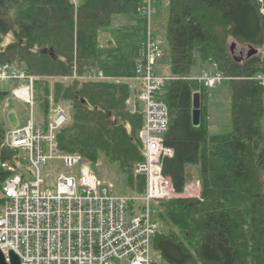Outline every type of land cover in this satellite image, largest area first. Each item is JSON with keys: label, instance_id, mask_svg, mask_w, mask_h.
<instances>
[{"label": "trees", "instance_id": "16d2710c", "mask_svg": "<svg viewBox=\"0 0 264 264\" xmlns=\"http://www.w3.org/2000/svg\"><path fill=\"white\" fill-rule=\"evenodd\" d=\"M145 0H0V67L35 77H71L100 71L99 31L118 15L139 14ZM166 39L171 65L167 104L171 124L163 161L178 198L160 201V229L153 251L165 264H264V88L253 78L264 56L238 60L230 40L264 50V0H168ZM53 52V54H52ZM210 65L229 80L233 132L211 135L208 89L192 70ZM206 69V68H205ZM36 103L45 114L49 98L70 107L71 121L57 133L59 150L79 154L92 171L117 167L126 194L146 193L140 133L145 106L127 82L37 79ZM201 94V121H193V98ZM9 97L0 92V102ZM135 98L132 112L128 101ZM8 131L0 122V164L15 153L2 147ZM200 183L199 197H182ZM154 257V256H153ZM155 259V258H154ZM157 264H160L157 259Z\"/></svg>", "mask_w": 264, "mask_h": 264}, {"label": "built area", "instance_id": "2783aa9c", "mask_svg": "<svg viewBox=\"0 0 264 264\" xmlns=\"http://www.w3.org/2000/svg\"><path fill=\"white\" fill-rule=\"evenodd\" d=\"M157 1L145 0L139 10L147 19L148 34L134 76L119 78L101 70L74 75L78 80L127 82L135 90L143 89L138 98L146 113L140 133L146 159L138 164L136 174L146 178L144 195L113 194V184L100 180L83 156L61 152L57 133L71 121L70 109L55 104L49 120L36 124L39 78L10 65L0 67V83H24L15 95L31 109L30 118L19 120L2 145L16 159L0 164V251L8 263L14 252L22 264H157L153 241L160 226L153 218L152 202L177 198L172 180L163 174V161L173 157L174 151L165 142L170 109L157 99L171 79L158 72L163 52L152 32ZM196 80L211 89L229 79L211 68L203 69ZM253 80L264 88V71ZM50 162L64 165L56 189L47 188L43 177ZM134 202L143 207L135 209Z\"/></svg>", "mask_w": 264, "mask_h": 264}, {"label": "rangeland", "instance_id": "374dc122", "mask_svg": "<svg viewBox=\"0 0 264 264\" xmlns=\"http://www.w3.org/2000/svg\"><path fill=\"white\" fill-rule=\"evenodd\" d=\"M77 1L78 0L74 2ZM156 9L157 14L152 18V32L158 38L160 49L163 52V59L158 66V72L163 76H169L171 57L169 45L166 39L169 19L168 0H158ZM147 34L148 22L145 17L139 14L115 16L111 26L102 28L99 31V69L104 71L108 76H120L119 78L134 76L137 64L143 59L144 56V46L146 43ZM230 46L233 47L232 49L234 56L238 60H246L251 52L264 56V50H259L257 47L246 45L239 41H234L231 39ZM214 67H216V65H210L208 69ZM205 68L207 69V67ZM205 68L200 66L195 67L192 70L193 77L198 79ZM38 78L42 80H49L51 82L63 81L66 83L70 82L71 80H75L74 76ZM20 83L24 84L22 82ZM116 83H118V81ZM16 85L17 83L15 82L0 83V92L6 91L9 93V97L4 102H0V122L6 123L8 131L12 130L17 125L19 120L27 121L30 118V106L24 101L18 99V97L15 95V90L18 88ZM157 99L159 102L167 104L166 87L161 93L157 95ZM49 103L50 111L48 114H45L41 103L37 101L35 106L36 124L44 125V123L49 120L51 112L54 108L52 106L56 103L52 95L49 98ZM232 103V91L229 81H225L215 88L208 89V101L205 102V105L208 109L209 132L211 135H223L233 132ZM128 104L130 110L135 113L136 109L138 108L137 104L135 103V98H131L128 101ZM67 107L70 109L68 105ZM15 160L16 159L12 158L10 162L14 163ZM61 169L64 170V165L61 164V162H50L48 164L45 172L43 173L47 188L56 189L57 179ZM96 169L97 176L100 180L105 181L108 184H113V194L129 196V194H126V184L122 180L121 174H118L117 167L105 166L103 168ZM193 185L197 186L198 188L200 183L197 182ZM178 197L179 196H177V198ZM132 206L135 207V209L140 210L143 207V204L140 202H134ZM160 208V201L154 200L152 202V210L156 212V214L153 215L155 221ZM153 256L159 261L160 264H165V261L161 259L158 252L153 251Z\"/></svg>", "mask_w": 264, "mask_h": 264}, {"label": "water", "instance_id": "95a60500", "mask_svg": "<svg viewBox=\"0 0 264 264\" xmlns=\"http://www.w3.org/2000/svg\"><path fill=\"white\" fill-rule=\"evenodd\" d=\"M53 54V52H52ZM193 121L197 125L201 121V109H202V101L201 94H195L193 98ZM0 264H22L21 259L14 253H10V263L7 262L4 254L0 251Z\"/></svg>", "mask_w": 264, "mask_h": 264}, {"label": "crops", "instance_id": "0c3cea01", "mask_svg": "<svg viewBox=\"0 0 264 264\" xmlns=\"http://www.w3.org/2000/svg\"><path fill=\"white\" fill-rule=\"evenodd\" d=\"M102 71V70H101ZM104 72V71H103ZM105 73V72H104ZM106 74V73H105ZM114 77H120V76H114ZM11 83V82H9ZM17 83V87H19L21 85L20 82H15ZM15 86V87H16ZM6 92V91H3ZM8 132V131H7ZM201 194V187L199 186L197 188V186L191 185L190 187H188L185 191V194L182 197H186V198H192V197H199Z\"/></svg>", "mask_w": 264, "mask_h": 264}]
</instances>
